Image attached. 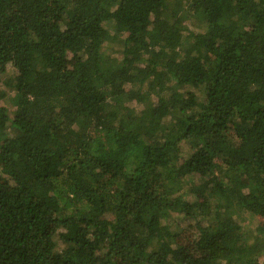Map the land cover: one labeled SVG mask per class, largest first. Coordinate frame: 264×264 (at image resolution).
Masks as SVG:
<instances>
[{"label":"trees","instance_id":"16d2710c","mask_svg":"<svg viewBox=\"0 0 264 264\" xmlns=\"http://www.w3.org/2000/svg\"><path fill=\"white\" fill-rule=\"evenodd\" d=\"M5 77L0 264H264V0H0Z\"/></svg>","mask_w":264,"mask_h":264},{"label":"rangeland","instance_id":"374dc122","mask_svg":"<svg viewBox=\"0 0 264 264\" xmlns=\"http://www.w3.org/2000/svg\"><path fill=\"white\" fill-rule=\"evenodd\" d=\"M187 27L189 28L190 31H195V32H199V27L197 26V23L195 22H188L187 23ZM112 49L110 51H108V53L111 55V57L113 58H121L123 56V50H124V46H123V42L122 40H117L114 43L111 44ZM11 71V70H10ZM10 75H14V71L10 72ZM7 79L6 77L3 78L2 82L0 83V93L3 94H10V90L6 85ZM9 107L10 103H8ZM182 220L179 219V222H181ZM186 222V221H185ZM240 222L241 224H243V226L245 227V229L247 230H255L257 225H258V221L256 219H254V217H252L249 214H242L241 218H240Z\"/></svg>","mask_w":264,"mask_h":264}]
</instances>
